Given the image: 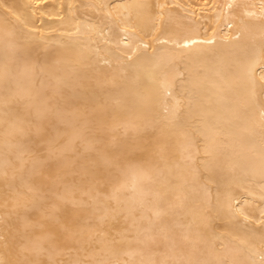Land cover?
I'll list each match as a JSON object with an SVG mask.
<instances>
[{"label": "bare ground", "instance_id": "bare-ground-1", "mask_svg": "<svg viewBox=\"0 0 264 264\" xmlns=\"http://www.w3.org/2000/svg\"><path fill=\"white\" fill-rule=\"evenodd\" d=\"M0 264H264V0H0Z\"/></svg>", "mask_w": 264, "mask_h": 264}]
</instances>
